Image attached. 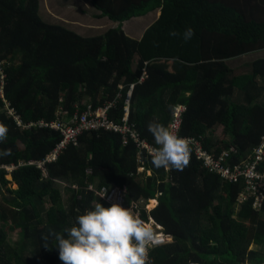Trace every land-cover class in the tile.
Segmentation results:
<instances>
[{
    "label": "trees",
    "instance_id": "1",
    "mask_svg": "<svg viewBox=\"0 0 264 264\" xmlns=\"http://www.w3.org/2000/svg\"><path fill=\"white\" fill-rule=\"evenodd\" d=\"M91 2L97 15L118 25L83 37L40 18L37 0H0V126L7 129L0 166L40 161L60 139L52 130L17 126L8 108L23 124L49 122L58 107L67 116L88 103L96 108L119 91L125 95L131 83L129 120L154 147L148 122L167 127L177 105L186 107L179 135L199 138L213 155L233 147L230 161L238 163L258 147L264 138V59L239 67L229 61L264 50V15L259 16L264 2ZM157 6L161 12L142 38L124 34L122 21ZM189 27L194 35L186 42L181 35H169ZM122 104V98L116 100L108 112L111 120L120 122ZM217 127L223 136L219 140ZM190 149L183 171H166L154 168L146 154L138 161L134 144L122 145L118 135L87 131L44 165L45 176L24 165L8 181L0 168V193L4 189L11 195L0 198V264H63L50 231L63 234L77 215L97 203L108 207L94 190L111 186L126 189L135 217L146 222L152 217L171 235L170 242L150 250L151 264H264V252L249 249L252 244L264 247V201L259 210L250 200L237 206L243 180L232 183L208 173ZM156 193L158 205L152 209L151 202L149 211L146 202ZM7 230H17V240L11 241Z\"/></svg>",
    "mask_w": 264,
    "mask_h": 264
},
{
    "label": "built area",
    "instance_id": "2",
    "mask_svg": "<svg viewBox=\"0 0 264 264\" xmlns=\"http://www.w3.org/2000/svg\"><path fill=\"white\" fill-rule=\"evenodd\" d=\"M0 73L2 76L1 69ZM145 77L146 71H144L143 75L140 76V80H143ZM132 89L133 84L131 83L126 90L125 95H122L119 91L113 100L96 108H94L92 104L88 103L82 110L78 107L75 108L69 116H67L69 112L63 110L61 107H58L56 110V119L49 122L39 120L37 122L23 124L16 112L12 108H8L9 115L13 118L17 126L24 129H30L31 127L48 129L57 132L60 136L59 141L42 160L30 161L28 163L19 162L18 166L25 164L33 165L40 171L41 177L45 176L44 165L56 160L59 154L62 153V151L68 146H75L77 144L78 136L81 133L100 130L118 135L121 139L122 145H127L130 142L133 143L137 151L136 156L138 161H143V157L145 156L144 154H146V156H150L151 150L154 146L140 137L135 125L129 120V103ZM121 98L123 99V104L121 106L122 117L120 122L113 121L108 117V112L115 107L116 100ZM185 109L186 107L184 105L175 106L171 115V120L167 124V128L170 131L175 132L177 135H179L182 114ZM180 137L189 141V147L192 148L195 158L201 163L202 168L208 173L216 175L222 181L235 183L239 180H243L244 190L238 194L237 206L250 200L254 210H259L262 207V203L264 201V169L259 171V168L264 159V138L258 147L253 148L251 153L247 155L245 159L238 163H232L230 161L231 156L236 153V150L233 147L226 150L224 149L217 155H213L204 149L199 138L193 136ZM0 168H6V170L11 171L14 169V166H0ZM89 190H94V188L90 186ZM105 190V197L101 198V195ZM94 191L95 194H97L108 206L112 203H119L121 206L127 208L130 213L132 212L127 206L126 190L124 188L111 186L110 188L102 187L100 190ZM153 230L156 237L161 240L162 243L156 244L152 247L161 245L170 239L169 234L163 232L160 226H157V228ZM152 247L150 249H152Z\"/></svg>",
    "mask_w": 264,
    "mask_h": 264
},
{
    "label": "clouds",
    "instance_id": "3",
    "mask_svg": "<svg viewBox=\"0 0 264 264\" xmlns=\"http://www.w3.org/2000/svg\"><path fill=\"white\" fill-rule=\"evenodd\" d=\"M259 12L264 10L260 9ZM169 35H181L186 42L192 38L194 32L189 27L182 34L170 31ZM146 128L155 143L150 153L152 166L156 169L164 168L166 171H183L190 163L189 141L155 120L149 121ZM6 138L7 129L0 126V142ZM11 166H14V169L19 167L15 165L6 167ZM1 169H4L7 175L14 170ZM138 172H144V168L139 167ZM149 172L147 174L151 175ZM105 193L106 190L101 198L105 197ZM149 201L146 202V207ZM131 213L119 203H112L108 207L97 203L94 208L77 215L73 225L65 228L63 234L50 231L49 234L56 241L55 247L58 248L59 259L63 264H151L150 248L162 243L153 229L158 225L163 232L165 231L156 221H152L154 227L150 225L151 219L154 220L152 217L146 222ZM169 236L170 239L161 245L172 240L170 234ZM44 247L48 248L47 245Z\"/></svg>",
    "mask_w": 264,
    "mask_h": 264
},
{
    "label": "crops",
    "instance_id": "4",
    "mask_svg": "<svg viewBox=\"0 0 264 264\" xmlns=\"http://www.w3.org/2000/svg\"><path fill=\"white\" fill-rule=\"evenodd\" d=\"M255 1L264 2V0ZM37 6V13L40 18L51 23L65 25L67 29L83 37L102 35L108 29L118 25V22L112 21L108 17L97 15L98 12L93 9L91 0H37ZM160 12V6L148 11L149 20L142 25L134 22L132 18L135 16H132L121 22V29L129 38L138 40L143 37L149 26L158 18ZM159 196L160 193H156L154 200H150L147 207L150 202H153L155 205L152 209H155L158 205ZM152 221L155 220L151 219L150 225H153Z\"/></svg>",
    "mask_w": 264,
    "mask_h": 264
},
{
    "label": "rangeland",
    "instance_id": "5",
    "mask_svg": "<svg viewBox=\"0 0 264 264\" xmlns=\"http://www.w3.org/2000/svg\"><path fill=\"white\" fill-rule=\"evenodd\" d=\"M259 3V2H258ZM264 10V9H263ZM264 15V12H259V16L262 17ZM132 20L134 22H136L137 24L139 25H142L143 23H146L148 20H149V15L147 13H144L142 15H138V16H135L132 18ZM257 59H264V50H259V51H256V52H252V53H249L248 55H244V56H239V57H236V58H233L229 61L230 65L233 67H239L241 65H243L244 63H249L250 61H254V60H257ZM240 71L238 72H241V70H243L242 68H239ZM6 105V108H7V105H9L8 103L5 104ZM7 114L9 115V111L7 109ZM218 128V129H217ZM214 131V137L219 140L221 139L223 136L221 135V129L219 127H217ZM6 180L10 181L11 180V176L10 175H6L5 176ZM9 187H11L12 189H16V185H14L13 183H10V185H8ZM2 196H7V194L5 193L4 189L2 190V193H0V198ZM11 196V195H10ZM10 196H7V197H10ZM63 200L65 201V195L63 193ZM151 203V202H150ZM150 203L147 207V210L151 209L150 208ZM155 225H153L152 227H154ZM158 226V225H157ZM7 229V228H6ZM17 231V230H16ZM15 230H7V235L9 237V239L11 241H15L17 240V232ZM249 249H253V250H257V251H261V252H264V247L262 246H257V245H250ZM247 263V262H245Z\"/></svg>",
    "mask_w": 264,
    "mask_h": 264
},
{
    "label": "bare ground",
    "instance_id": "6",
    "mask_svg": "<svg viewBox=\"0 0 264 264\" xmlns=\"http://www.w3.org/2000/svg\"><path fill=\"white\" fill-rule=\"evenodd\" d=\"M180 129H181V127H180ZM180 133V132H179ZM149 159H150V157H149ZM146 162V161H145Z\"/></svg>",
    "mask_w": 264,
    "mask_h": 264
}]
</instances>
